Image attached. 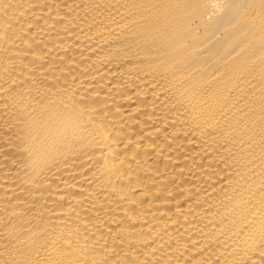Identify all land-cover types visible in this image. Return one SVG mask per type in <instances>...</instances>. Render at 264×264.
<instances>
[{
	"label": "bare ground",
	"instance_id": "1",
	"mask_svg": "<svg viewBox=\"0 0 264 264\" xmlns=\"http://www.w3.org/2000/svg\"><path fill=\"white\" fill-rule=\"evenodd\" d=\"M0 264H264V0H0Z\"/></svg>",
	"mask_w": 264,
	"mask_h": 264
}]
</instances>
